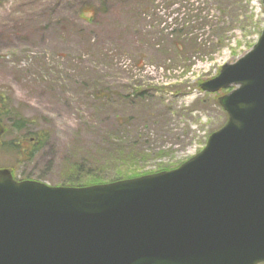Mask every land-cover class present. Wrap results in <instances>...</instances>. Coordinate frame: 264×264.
<instances>
[{
	"label": "rangeland",
	"instance_id": "1",
	"mask_svg": "<svg viewBox=\"0 0 264 264\" xmlns=\"http://www.w3.org/2000/svg\"><path fill=\"white\" fill-rule=\"evenodd\" d=\"M102 2L0 1V120L8 129L3 134L1 125L0 139L23 142L46 133L31 160L0 149V169L16 181L67 187L76 162L105 180L129 179L121 178L126 168L116 165L109 143L126 147L134 140L148 154L131 167L138 176L172 170L227 122L218 99L233 87L207 92L200 84L256 43L264 26L261 0H220L223 42L215 46L206 29H197L205 50L185 58L152 39L157 18L183 14L176 5L109 0L97 14L84 11ZM14 118L28 120L22 131L11 127Z\"/></svg>",
	"mask_w": 264,
	"mask_h": 264
},
{
	"label": "water",
	"instance_id": "2",
	"mask_svg": "<svg viewBox=\"0 0 264 264\" xmlns=\"http://www.w3.org/2000/svg\"><path fill=\"white\" fill-rule=\"evenodd\" d=\"M200 87H233L227 122L172 170L53 187L0 169V264L264 263V26Z\"/></svg>",
	"mask_w": 264,
	"mask_h": 264
},
{
	"label": "trees",
	"instance_id": "3",
	"mask_svg": "<svg viewBox=\"0 0 264 264\" xmlns=\"http://www.w3.org/2000/svg\"><path fill=\"white\" fill-rule=\"evenodd\" d=\"M108 1L109 0H103L101 4L97 5V7H92L88 4L84 11L97 14L101 9H104V5H106V2L108 3ZM222 1L224 2L227 0ZM219 3L220 0H165L166 6L174 4L178 7L177 11L180 9L183 14L179 16L178 12L174 15V12H171L166 17L164 16L165 19L160 17V20L158 18L156 19L155 16L157 33L152 38L155 40V45L159 46L162 42L167 41L169 43L170 52L176 58H185V56L189 54L205 50L204 47L207 42L199 40V37L195 33L197 29H206L211 42H213L215 46L220 45L224 40V33L227 31V27L226 22H224L220 16V14H222L221 7L223 4L219 5ZM185 4L188 6L187 11L189 12L187 17H185ZM141 12L145 13L144 10ZM221 24L225 25L224 28H221ZM210 45V42H208V47ZM137 93L139 96L144 95V92L142 91ZM27 121L28 120L24 118H14L11 122V127L20 132L25 128ZM117 121L119 125H122L125 122L123 119H118ZM0 124L3 126L2 120H0ZM3 127L5 128L3 134H5L8 129L5 126ZM45 137L46 133L44 131H39L31 139L26 140L24 138L26 141L23 142L21 139H10L7 141H2L0 139V149L5 148L10 154H15L21 159L31 160L43 145ZM109 145L116 148L114 151V162L116 165L118 167L125 166L124 168H126L125 173H127V175L121 178L138 176V174L131 170V167H134L133 165L135 162L145 160L148 157V154L142 149H137V140H134L126 147H123V144L121 143L116 145H111L109 143ZM72 165L74 166L71 173L67 174L64 178L63 185L67 187L87 186L116 181L120 178L116 177L111 180H105V178L98 172H92L93 169L85 163L76 162Z\"/></svg>",
	"mask_w": 264,
	"mask_h": 264
}]
</instances>
